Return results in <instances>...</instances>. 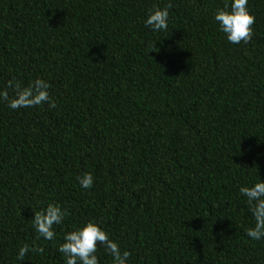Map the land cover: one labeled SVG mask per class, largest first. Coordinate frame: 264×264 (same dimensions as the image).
<instances>
[{
  "label": "trees",
  "instance_id": "trees-1",
  "mask_svg": "<svg viewBox=\"0 0 264 264\" xmlns=\"http://www.w3.org/2000/svg\"><path fill=\"white\" fill-rule=\"evenodd\" d=\"M223 2L0 0V87L40 77L56 102H0V264H63L88 219L129 264H264L239 192L264 179V0L238 44L213 19ZM169 3L166 31L144 25ZM48 202L69 213L51 241L31 220ZM24 243L44 251L18 261Z\"/></svg>",
  "mask_w": 264,
  "mask_h": 264
},
{
  "label": "clouds",
  "instance_id": "clouds-1",
  "mask_svg": "<svg viewBox=\"0 0 264 264\" xmlns=\"http://www.w3.org/2000/svg\"><path fill=\"white\" fill-rule=\"evenodd\" d=\"M247 4L248 0H224L223 5L218 6L213 12L218 31L232 44L241 41L246 43L252 36L250 26L254 23V15ZM171 6L170 3L164 7L153 6L146 14L144 25L153 32L166 31ZM49 88L50 83L40 77L27 85H22L19 80L13 78L0 87V102L6 103L10 109L31 108L43 102H47L49 108H54L56 102L49 96ZM9 90L12 92L11 96ZM77 180L80 187L86 190L93 184V175L91 172H85ZM239 192L245 197L254 220V224L245 230L246 235L251 240H261L264 238V179L259 178L250 185L240 186ZM68 214L67 208L54 202H48L45 207L32 210L31 220L37 237L53 240L56 237L54 225L60 224ZM98 244L111 257L112 264H129L130 253L123 250L110 238L109 233L92 219L64 232L57 251L62 254L63 264H100L97 256ZM30 251L42 253L44 249L37 244L24 243L18 247L16 259L23 260Z\"/></svg>",
  "mask_w": 264,
  "mask_h": 264
}]
</instances>
